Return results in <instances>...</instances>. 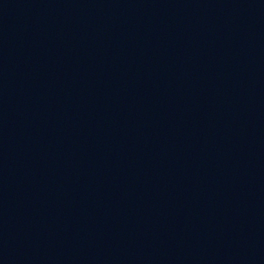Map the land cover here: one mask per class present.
<instances>
[{"label": "water", "instance_id": "water-1", "mask_svg": "<svg viewBox=\"0 0 264 264\" xmlns=\"http://www.w3.org/2000/svg\"><path fill=\"white\" fill-rule=\"evenodd\" d=\"M78 264H264V114Z\"/></svg>", "mask_w": 264, "mask_h": 264}]
</instances>
